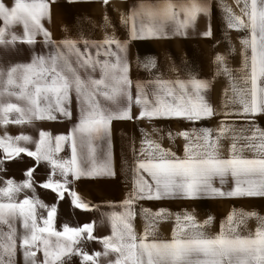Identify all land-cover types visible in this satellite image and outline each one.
I'll use <instances>...</instances> for the list:
<instances>
[{"label":"snow or ice","instance_id":"1","mask_svg":"<svg viewBox=\"0 0 264 264\" xmlns=\"http://www.w3.org/2000/svg\"><path fill=\"white\" fill-rule=\"evenodd\" d=\"M177 8L179 11H175ZM139 9H134L123 20L129 26L132 40L162 38L168 34L165 25L169 22L175 34L187 35V29L194 26L199 15H210L208 0H184L180 4L164 0L157 6L140 5ZM226 11L227 27L247 33L240 41L242 75L232 82L230 103L240 106L237 114L241 116L264 114V0H244L242 16L234 14L231 8ZM49 14V0H14L12 6L0 0L3 22L0 45L14 46L17 41L33 45L36 36L42 35L44 44H52L55 49L48 55H34L30 63L17 64L7 72L0 71V84H6L0 91V124L71 119L73 93L79 103L78 122L67 135L53 138L49 132L41 130L38 139L30 135L0 137L4 161L23 160L25 156L33 161L26 169L23 182L7 179L0 187V264H16L18 241L24 264H70L74 258H79L81 264H264V217H257L258 226L254 231L238 230L246 218L256 213H241L237 220L233 211L222 222L217 234L205 229L212 223V217L201 224L188 213L176 214L171 239L165 240L156 236L154 220L149 217L166 219L172 214L165 210L152 214L145 209L148 223L143 235L138 237L132 224L135 214L131 210L136 200L264 197V130L259 128L250 136L237 135L234 128L223 124L215 134L210 128L181 131L177 135L185 140L182 157L163 149L156 141L145 140L146 146L140 149L145 158L136 163L131 197L123 202L122 212L104 214L111 234L102 238L94 235L91 222L75 227L65 223L62 230H57L56 203L50 206L35 195L19 199L25 190L35 194L36 168L45 165L50 167V173L39 183L41 189L49 190L60 202L65 201L67 195L75 209L93 210V206L71 187L73 179L114 175L109 143L111 124L114 120H133V103L141 108L136 117L141 120L182 119L195 123L214 115L204 95L209 82L196 78L154 81L153 101L148 100L143 85L138 84L137 97L133 101L129 91L127 43L106 37L102 45L92 46L97 48V56L103 46H108L103 55L114 60H94L90 53L81 52L75 41L57 44L51 40V33L42 23ZM138 16L141 17L139 22ZM16 25H22L23 36L11 31ZM203 35L211 37L210 25ZM224 61L222 55L215 58V63L232 80ZM151 66H155L154 60ZM97 69L101 78L94 79L90 73ZM81 71L87 74L86 78ZM11 88L19 91H10ZM98 96L112 102L113 106L102 104ZM6 97H15L21 103L7 102ZM118 97L126 101L123 106L116 103ZM10 113L18 115L10 119ZM227 133H232V143L225 157L220 151V141L228 138ZM168 137L174 139L171 133ZM101 140L105 143V151L98 162L96 142ZM240 140L245 143L238 147ZM29 145H33L34 150ZM65 145L70 147L67 159L59 157ZM245 148L254 155H243ZM0 171H4L2 162ZM228 177L234 181L231 190L214 186L216 181L224 185ZM17 221L22 222L23 231L19 233ZM90 242H99L103 251L90 254L85 250ZM38 253L42 258H38ZM112 254H116L114 259H110Z\"/></svg>","mask_w":264,"mask_h":264},{"label":"crops","instance_id":"2","mask_svg":"<svg viewBox=\"0 0 264 264\" xmlns=\"http://www.w3.org/2000/svg\"><path fill=\"white\" fill-rule=\"evenodd\" d=\"M8 6H12L14 0H4ZM164 0H49L50 14L42 23L51 33V40L60 44L65 40L75 41L77 48L86 54L90 53L94 60L103 62L104 60H114L113 57H106L103 52L108 46L100 49L101 54L96 55L97 48L92 45H102L106 37H115L127 43V61L129 64L128 77L131 80L129 89L133 101L137 97V85H143L149 101L154 100L153 93L156 90L154 81L165 80L175 82L177 80L187 81L191 78L206 80L209 87L204 93L206 100L214 109L211 118L199 122H189L182 119H137L141 108L135 103L131 106L133 120H122L115 122L111 126L109 143L112 153L113 176H103L93 178L91 188L82 193L87 196L97 209H120L124 210L123 202L131 197L134 187L135 166L138 160L145 156L140 154V149L145 147L144 141L147 139L158 142L163 149L171 150L177 156H183L185 140L177 134L181 131H191L193 128H210L217 132L221 125L234 128L236 134L240 136H250L256 128L264 130V114L249 115L247 117L238 115L240 106L230 103L232 96V82L238 81L243 67L241 39L247 34L244 30L229 29L227 27V8H231L236 15H241V8L244 0H208L210 4V15H199L194 26L187 29V35H177L172 31L171 23L165 25V32L168 33L162 38L130 39L129 26L123 20L131 15L133 10L139 11L140 5L157 6ZM174 4H180L184 0H171ZM179 11V9H175ZM180 18L183 19L181 13ZM141 19L137 17V22ZM246 19V17H245ZM107 21V22H106ZM211 27V37L203 34ZM0 27L3 22L0 20ZM11 31L18 36H23L22 25H16ZM33 45H27L17 41L14 46L0 45V71L7 72L17 64L30 63L34 55H48L54 52L52 44L45 45L42 35H37ZM87 41V45L85 44ZM115 51V45L111 46ZM62 51L65 49L61 48ZM225 57L224 63L231 71L232 80L226 75L222 68L215 63L217 55ZM154 60L155 66H151ZM82 77L87 74L81 71ZM94 79L101 78L99 69L91 72ZM239 86V85H238ZM6 84H0V91H3ZM10 91H19L11 88ZM76 95L74 104L77 102ZM7 102L21 103L15 97L7 98ZM75 106V105H74ZM76 109H79L78 107ZM18 114L10 113L9 118L15 119ZM63 127L60 120L53 121H33L23 125L0 124V137L10 135H30L38 139L39 131H47L54 138L59 135L58 130ZM171 133L174 139H169ZM232 133H227L228 138L220 141L221 154L227 157L230 153ZM245 143L244 140L238 142V147ZM102 151H105L103 143ZM33 148V145H29ZM63 151L59 157L63 158ZM3 151L0 149V162H10L3 160ZM146 155V154H145ZM243 155L252 157L254 154L245 148ZM23 160L33 163L31 158L24 157ZM43 177L46 180L50 173V167L40 165ZM145 178L147 174H144ZM59 179V177H57ZM150 179V178H148ZM215 187L224 191L234 187L231 177L227 178L224 185L218 181L214 182ZM44 194L45 203L62 204L49 190L39 189ZM86 198V197H85ZM83 198V199H85ZM59 208V207H58ZM216 210L233 211L237 214V220L241 213H256V216L248 217L243 224H240L239 231H254L258 226L257 217H264V197H239L221 198L203 196L196 199H160V200H136L131 206L132 211L142 210ZM218 214V213H217ZM225 212L223 216H213L212 223L206 225L205 229L210 234H217L221 230V224L227 219ZM209 218L207 213L200 212V216H195L197 222L203 224ZM154 220L156 236L161 239H171L172 231L175 227V219L171 216L167 219ZM148 220L145 217L135 216L132 221L134 230L139 236L143 235Z\"/></svg>","mask_w":264,"mask_h":264},{"label":"rangeland","instance_id":"3","mask_svg":"<svg viewBox=\"0 0 264 264\" xmlns=\"http://www.w3.org/2000/svg\"><path fill=\"white\" fill-rule=\"evenodd\" d=\"M74 97L75 93L72 94V102H71V112H72V118L71 119H65V118H59L63 123V127L58 130L59 134H69L71 132L72 127L78 122L79 118V109H76L77 107L79 108V103L77 98V102L74 104ZM102 104H107L108 106H113L112 102L110 101H105L102 96L97 97ZM117 104H120L123 106L126 101L122 97H118ZM75 105V106H74ZM118 121L122 120H114L112 121L111 126ZM103 143L104 141H97V157H98V162H100L103 158ZM63 158L67 159L70 158V147L68 145H65L63 149ZM33 163H28L24 160H12L10 162H3L2 161V167L4 171H0V187L3 186V182L7 179H12L16 182H23L26 178V169L31 167ZM103 177V176H101ZM93 178H88L84 177L81 178L80 180H74L72 183V188L79 194L81 195L82 198H85L87 202H89L93 206V210L91 211H82L79 209H75L74 207L71 206L70 203V197L66 195L65 201L62 202V204H58V213H57V218H56V226L57 230H62L63 225L67 223L69 226H83L85 223H94V235L97 237H104L107 235L111 234V227L110 224L106 221L105 215L104 214H110L112 211L116 212H122L123 210L120 209H97L94 208V204L90 201L87 200V196L85 193L83 194V191H87V189L91 188L92 186L91 181ZM35 180L37 182V187L35 194L32 192L25 190L19 195V199H23L25 196L31 197L35 195L39 199H41L43 202H45L44 194H41L39 192V189H41L38 185L40 182H44L45 179L43 177V172L41 171V168L39 166L36 168V174H35ZM47 204V203H46ZM49 205V204H48ZM51 206V205H50ZM159 210H165V212L172 214L171 216L173 219H175L176 214H181L183 215L184 213H188L192 216H200V212L207 213L209 217H215V216H223L225 212V217L229 216L231 214V210L229 211H216V210H206V211H200V210H184V209H176V210H167V209H156V210H150L152 214L158 212ZM135 216L138 214V216L145 217L146 213L144 210L142 211H133ZM218 213V214H217ZM149 219H158L157 217L150 216ZM167 219V218H166ZM164 220V219H162ZM17 231L22 232V222L17 221L16 223ZM7 230L5 226V231ZM85 250L88 251L90 254H93L97 251H103L102 245L99 242H90L89 244L86 245ZM116 254H112L110 259H114ZM38 258H42V254L38 253ZM16 264H24L23 257H22V247L20 246V242L18 241V246H17V252H16ZM70 264H81L79 258H74L73 260L70 261Z\"/></svg>","mask_w":264,"mask_h":264}]
</instances>
